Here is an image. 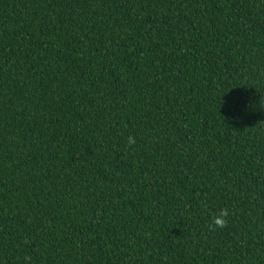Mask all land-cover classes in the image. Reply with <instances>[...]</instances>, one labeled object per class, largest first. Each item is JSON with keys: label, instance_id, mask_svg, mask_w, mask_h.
Wrapping results in <instances>:
<instances>
[{"label": "trees", "instance_id": "1", "mask_svg": "<svg viewBox=\"0 0 264 264\" xmlns=\"http://www.w3.org/2000/svg\"><path fill=\"white\" fill-rule=\"evenodd\" d=\"M0 264H264V0H0Z\"/></svg>", "mask_w": 264, "mask_h": 264}, {"label": "clouds", "instance_id": "2", "mask_svg": "<svg viewBox=\"0 0 264 264\" xmlns=\"http://www.w3.org/2000/svg\"><path fill=\"white\" fill-rule=\"evenodd\" d=\"M134 139L133 138H129V144H132L134 143ZM229 216V211L227 208H224V209H221L218 214H216L214 217H213V224L217 227H220V228H223L226 223H227V220H226V217Z\"/></svg>", "mask_w": 264, "mask_h": 264}]
</instances>
